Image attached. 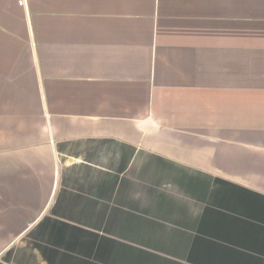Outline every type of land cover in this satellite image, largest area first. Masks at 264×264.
<instances>
[{"label":"crops","instance_id":"1","mask_svg":"<svg viewBox=\"0 0 264 264\" xmlns=\"http://www.w3.org/2000/svg\"><path fill=\"white\" fill-rule=\"evenodd\" d=\"M0 264H264V0H0Z\"/></svg>","mask_w":264,"mask_h":264}]
</instances>
